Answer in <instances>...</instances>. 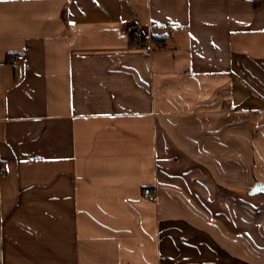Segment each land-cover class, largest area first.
Wrapping results in <instances>:
<instances>
[{
  "label": "crops",
  "instance_id": "crops-1",
  "mask_svg": "<svg viewBox=\"0 0 264 264\" xmlns=\"http://www.w3.org/2000/svg\"><path fill=\"white\" fill-rule=\"evenodd\" d=\"M2 167L0 264H264V0H0Z\"/></svg>",
  "mask_w": 264,
  "mask_h": 264
},
{
  "label": "built area",
  "instance_id": "built-area-1",
  "mask_svg": "<svg viewBox=\"0 0 264 264\" xmlns=\"http://www.w3.org/2000/svg\"><path fill=\"white\" fill-rule=\"evenodd\" d=\"M128 32L130 33V35L135 39V40H141L143 38L146 37L145 34H143V32L141 31L140 28H138L137 26H133L128 28ZM24 59V55L22 54H12L8 57V64L10 66V68L13 71H16L18 69V65L20 63V61H22ZM6 171L5 168H1L0 172L3 174ZM142 196L143 198H145L148 201H153L156 198V192L152 189V188H144L142 191ZM160 264H167V263H160Z\"/></svg>",
  "mask_w": 264,
  "mask_h": 264
},
{
  "label": "water",
  "instance_id": "water-1",
  "mask_svg": "<svg viewBox=\"0 0 264 264\" xmlns=\"http://www.w3.org/2000/svg\"><path fill=\"white\" fill-rule=\"evenodd\" d=\"M258 191H259L260 193L264 194V186L259 187V188H258Z\"/></svg>",
  "mask_w": 264,
  "mask_h": 264
},
{
  "label": "trees",
  "instance_id": "trees-1",
  "mask_svg": "<svg viewBox=\"0 0 264 264\" xmlns=\"http://www.w3.org/2000/svg\"><path fill=\"white\" fill-rule=\"evenodd\" d=\"M161 42H163V40Z\"/></svg>",
  "mask_w": 264,
  "mask_h": 264
}]
</instances>
